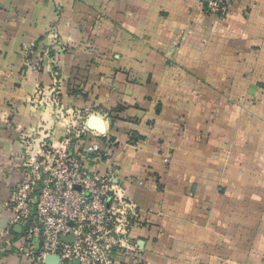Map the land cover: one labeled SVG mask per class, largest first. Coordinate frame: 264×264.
<instances>
[{
	"label": "crops",
	"instance_id": "obj_1",
	"mask_svg": "<svg viewBox=\"0 0 264 264\" xmlns=\"http://www.w3.org/2000/svg\"><path fill=\"white\" fill-rule=\"evenodd\" d=\"M65 136L143 210L116 264H264V0H0V232Z\"/></svg>",
	"mask_w": 264,
	"mask_h": 264
},
{
	"label": "built area",
	"instance_id": "obj_2",
	"mask_svg": "<svg viewBox=\"0 0 264 264\" xmlns=\"http://www.w3.org/2000/svg\"><path fill=\"white\" fill-rule=\"evenodd\" d=\"M231 1L196 0L219 15ZM72 145V136H65L59 146L47 141L26 146L21 180L5 204L10 220L0 241L16 246L29 264H45L50 254L59 256V264H116L120 252L134 251L131 231L143 224V210L126 195L115 171L101 174L84 165L79 152H99L98 143L78 153ZM16 226L21 230L15 236Z\"/></svg>",
	"mask_w": 264,
	"mask_h": 264
},
{
	"label": "water",
	"instance_id": "obj_3",
	"mask_svg": "<svg viewBox=\"0 0 264 264\" xmlns=\"http://www.w3.org/2000/svg\"><path fill=\"white\" fill-rule=\"evenodd\" d=\"M21 230V226H16L15 231L19 232ZM62 239L66 242H71L73 240L72 236H63ZM60 258L58 255H48L45 259V264H59Z\"/></svg>",
	"mask_w": 264,
	"mask_h": 264
},
{
	"label": "trees",
	"instance_id": "obj_4",
	"mask_svg": "<svg viewBox=\"0 0 264 264\" xmlns=\"http://www.w3.org/2000/svg\"><path fill=\"white\" fill-rule=\"evenodd\" d=\"M109 148H110V145H107L105 147V150H102V153H106V151H107L108 152V156H109V154L111 153ZM99 153H101V150L99 151ZM13 232H14V235L16 236L17 235V232L15 230Z\"/></svg>",
	"mask_w": 264,
	"mask_h": 264
},
{
	"label": "rangeland",
	"instance_id": "obj_5",
	"mask_svg": "<svg viewBox=\"0 0 264 264\" xmlns=\"http://www.w3.org/2000/svg\"><path fill=\"white\" fill-rule=\"evenodd\" d=\"M85 115H86V114H85ZM87 115H88V114H87ZM87 115H86V116H87ZM84 117H85V116H84Z\"/></svg>",
	"mask_w": 264,
	"mask_h": 264
}]
</instances>
